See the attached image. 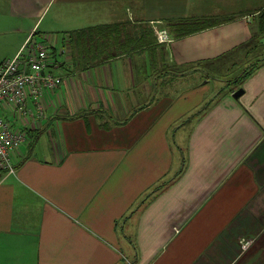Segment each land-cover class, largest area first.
I'll return each instance as SVG.
<instances>
[{
	"label": "crops",
	"instance_id": "obj_1",
	"mask_svg": "<svg viewBox=\"0 0 264 264\" xmlns=\"http://www.w3.org/2000/svg\"><path fill=\"white\" fill-rule=\"evenodd\" d=\"M263 7L0 0V62L28 37L64 61L42 116L1 109L28 138L15 172L0 170V264H264ZM180 20L203 26L84 68L65 48L88 26L146 27L153 40ZM233 69L247 74L209 82Z\"/></svg>",
	"mask_w": 264,
	"mask_h": 264
},
{
	"label": "built area",
	"instance_id": "obj_2",
	"mask_svg": "<svg viewBox=\"0 0 264 264\" xmlns=\"http://www.w3.org/2000/svg\"><path fill=\"white\" fill-rule=\"evenodd\" d=\"M154 29L158 43L168 44L172 40L167 29ZM53 66L48 45L30 37L16 55L0 62V170L8 174L15 172L14 155L25 141V133L12 127L4 119L1 109L10 108L15 115L22 117L32 116L28 105V101L32 100L36 111L34 115L42 116V94L56 89L62 82V74ZM240 241L245 246L251 238L242 237Z\"/></svg>",
	"mask_w": 264,
	"mask_h": 264
},
{
	"label": "trees",
	"instance_id": "obj_3",
	"mask_svg": "<svg viewBox=\"0 0 264 264\" xmlns=\"http://www.w3.org/2000/svg\"><path fill=\"white\" fill-rule=\"evenodd\" d=\"M258 23L260 29L264 30V7L258 13ZM202 26L203 25L196 20H180L171 23L168 31L173 37H179L196 31L202 28ZM67 33L66 35L69 36L66 39L65 45H67V47L65 48L67 49L71 64L75 65L77 68H84L96 64L114 58L122 53H131L145 47H153L157 42L155 34L152 37L153 40L148 36L146 27H144L143 30L132 29L131 31L124 23L98 24L72 30L68 34ZM55 50L54 46H52V48L48 47L50 59L54 65L56 63L63 68L64 61L60 58V56H62V51L60 52L59 49ZM245 74H247V71L239 73L235 78L242 80ZM29 108L31 109L32 115H34L36 113L34 104L33 107L29 106ZM4 119L9 121L12 127L20 129L25 133V141L23 144L26 143L28 131L15 126L12 124L11 120L5 116Z\"/></svg>",
	"mask_w": 264,
	"mask_h": 264
},
{
	"label": "rangeland",
	"instance_id": "obj_4",
	"mask_svg": "<svg viewBox=\"0 0 264 264\" xmlns=\"http://www.w3.org/2000/svg\"><path fill=\"white\" fill-rule=\"evenodd\" d=\"M153 26V25H152ZM153 28V31H155V29H154V27H152ZM161 28H165V27H161ZM165 29H167V28H165ZM168 30V29H167ZM171 37H172V35H171ZM58 41L59 40H57V43H58ZM58 47H59V45H58ZM57 47V48H58ZM2 52V50L0 51V53ZM226 73V72H225ZM238 72H236L234 69L233 70H231V71H229V72H227V74H225V75H220V74H218V73H214L216 76H211V79L209 80V82L212 84V86H215V87H217V89L219 88V82H220V80L223 78V76L225 77V78H234L235 77V75L237 74ZM204 80V79H203ZM202 80V81H203Z\"/></svg>",
	"mask_w": 264,
	"mask_h": 264
},
{
	"label": "water",
	"instance_id": "obj_5",
	"mask_svg": "<svg viewBox=\"0 0 264 264\" xmlns=\"http://www.w3.org/2000/svg\"><path fill=\"white\" fill-rule=\"evenodd\" d=\"M242 89H238L237 91L234 92V96H239V94L241 93Z\"/></svg>",
	"mask_w": 264,
	"mask_h": 264
}]
</instances>
